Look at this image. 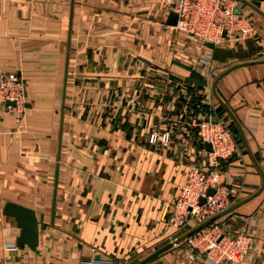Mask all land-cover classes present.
<instances>
[{
  "label": "crops",
  "instance_id": "obj_1",
  "mask_svg": "<svg viewBox=\"0 0 264 264\" xmlns=\"http://www.w3.org/2000/svg\"><path fill=\"white\" fill-rule=\"evenodd\" d=\"M176 1L0 0V78L15 73L26 86L23 110L0 107V264H137L176 239L173 204L203 157L191 121L230 118L213 91L249 148L238 143L222 165L230 207L260 187L252 157L264 174V0L237 7L254 36L216 48L166 25ZM210 51L216 78L191 68ZM165 131L168 144L149 143ZM263 200L264 188L226 218L254 237L252 261L238 264L260 263ZM5 203L34 211V251L7 250L19 229ZM185 249L148 264H205Z\"/></svg>",
  "mask_w": 264,
  "mask_h": 264
},
{
  "label": "built area",
  "instance_id": "obj_2",
  "mask_svg": "<svg viewBox=\"0 0 264 264\" xmlns=\"http://www.w3.org/2000/svg\"><path fill=\"white\" fill-rule=\"evenodd\" d=\"M237 10L235 0H177L173 6V12L177 15L174 28L210 48L219 47L228 40L244 41L252 38L255 32L252 22ZM213 61L210 51L195 57L191 68L209 72L216 78L218 75ZM25 100L24 81L15 73L3 75L0 78V107H9L8 104L13 103L15 109L23 110ZM191 126L196 129L203 157L200 166L189 167L173 205L169 224L177 234H185L230 207L229 191L224 185L221 169L238 150V143L226 118L207 113L194 118ZM170 140V131L149 137L150 144H168ZM205 145L210 146V151L205 150ZM209 189L214 190L211 196H207ZM200 199H205L203 205L199 204ZM230 213L215 219L182 241L186 246L185 252L195 261L200 260L205 264L252 261L254 237L244 227L233 229L226 220ZM258 217L260 213L242 221L250 227ZM7 250L16 251L17 247L9 245ZM257 253L260 254L259 264H264V249ZM78 264L118 263L114 259L104 258L81 260Z\"/></svg>",
  "mask_w": 264,
  "mask_h": 264
},
{
  "label": "water",
  "instance_id": "obj_3",
  "mask_svg": "<svg viewBox=\"0 0 264 264\" xmlns=\"http://www.w3.org/2000/svg\"><path fill=\"white\" fill-rule=\"evenodd\" d=\"M238 1H242V2L246 3L244 0H238ZM253 9H255L258 13L260 12L256 8H253ZM262 16L264 17L263 14H262ZM176 21H177V15L174 12H171L170 15L168 16L166 25L174 27L176 25ZM258 63H260V62H258ZM262 63H264V61ZM247 64H249V63H247ZM250 64H252V63H250ZM242 65H244V64L233 66V67L227 69L224 74H226V73L230 72L231 70L235 69L236 67H239ZM217 81L218 80H216V82ZM214 87H215V85H214ZM213 92H214V95L216 96L219 104L221 105V107L227 112V114L230 116L232 122L237 127L239 134L241 136L242 142H243L246 150L249 152V148H248L246 139L244 137V134H243V131H242L240 125L238 124V122L236 121V119L234 118L232 113L229 111V109L226 107V105L217 97V95L215 94V91H213ZM8 105L14 107L13 103H10ZM204 148L206 151H210L209 145H205ZM252 160H253L254 165L256 166V168L260 174V177H261V185L255 193H253L251 196L244 199L243 201L229 207L228 209L219 213L215 217L207 220L206 222L202 223L201 225L191 229L190 231L186 232L185 234H183L179 238L175 239L173 242L168 243L167 245H164L163 247L156 250L151 255H149L148 257H146L145 259H143L142 261H140L137 264H148V263H150L151 261H153L154 259H156L160 255H162L163 253L167 252L174 245L181 243L186 238L190 237L195 232L199 231L200 229H202L203 227H205L206 225H208L209 223H211L215 219L220 218L221 216L231 212L232 210H234L238 206H240V205L246 203L247 201L257 197L262 192V190L264 188V174H263L262 170L260 169V167L255 162V160L253 159V157H252ZM213 194H214V190L209 189L207 191V196H211ZM204 203H205V199H200L199 204L203 205ZM2 215L9 217V218H12L15 222L16 227L19 229V235H18V237L16 239V243H15L16 247L17 248H23L26 246L30 250L34 251L38 245V222H37L34 211L31 209H28L26 207L14 204V203H5L3 208H2Z\"/></svg>",
  "mask_w": 264,
  "mask_h": 264
},
{
  "label": "trees",
  "instance_id": "obj_4",
  "mask_svg": "<svg viewBox=\"0 0 264 264\" xmlns=\"http://www.w3.org/2000/svg\"><path fill=\"white\" fill-rule=\"evenodd\" d=\"M220 109L222 110V108H220ZM230 128L233 132L234 138L237 141V143H241L242 140H241V136L239 134V131H238L237 127L233 124L232 121H230Z\"/></svg>",
  "mask_w": 264,
  "mask_h": 264
},
{
  "label": "rangeland",
  "instance_id": "obj_5",
  "mask_svg": "<svg viewBox=\"0 0 264 264\" xmlns=\"http://www.w3.org/2000/svg\"><path fill=\"white\" fill-rule=\"evenodd\" d=\"M235 1H236V3H237V7H238V9L240 10V7H241V6H240V5H241L240 2H239L238 0H235ZM239 12H240V11H239ZM240 13H241L244 17H246L249 21H252V20H251L250 18H248L244 13H242V12H240ZM228 117H229V116H228ZM228 117H227V118H228ZM229 119H231V118H228V121H230ZM231 121H232V120H231ZM233 124H234V123H233ZM234 125H235V124H234ZM194 129H195V128H194ZM195 130H196V129H195ZM195 132H196V131H195ZM196 142H197V144H199V143H198V140H197V137H196ZM188 169H189V168H188ZM186 175H187V173H186ZM185 179H186V178H185ZM178 192H179V191H178ZM177 196H178V195H177ZM176 199H177V198H176ZM175 201H176V200H175ZM174 203H175V202H174ZM173 205H174V204H173ZM182 235H183V234H181V235L179 234V236H178L177 238H179V237L182 236ZM177 238H176V239H177ZM174 240H175V239H174ZM174 240H173V241H174ZM173 241H172V242H173ZM170 243H171V242H170ZM157 250H158V249H157ZM154 252H155V251H154Z\"/></svg>",
  "mask_w": 264,
  "mask_h": 264
}]
</instances>
